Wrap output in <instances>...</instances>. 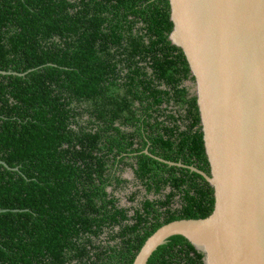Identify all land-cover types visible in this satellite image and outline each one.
Returning a JSON list of instances; mask_svg holds the SVG:
<instances>
[{"label": "trees", "instance_id": "trees-1", "mask_svg": "<svg viewBox=\"0 0 264 264\" xmlns=\"http://www.w3.org/2000/svg\"><path fill=\"white\" fill-rule=\"evenodd\" d=\"M171 28L168 0H0V264H131L159 226L210 214L200 175L142 152L209 175ZM117 164L171 192L118 208ZM201 258L176 235L145 264Z\"/></svg>", "mask_w": 264, "mask_h": 264}, {"label": "water", "instance_id": "water-1", "mask_svg": "<svg viewBox=\"0 0 264 264\" xmlns=\"http://www.w3.org/2000/svg\"><path fill=\"white\" fill-rule=\"evenodd\" d=\"M168 5L167 40L182 51L193 77L188 85L209 175L157 160L200 175L212 188L213 207L205 218L159 226L131 264H145L176 235L202 255V264H264V0H168Z\"/></svg>", "mask_w": 264, "mask_h": 264}, {"label": "flooded vegetation", "instance_id": "flooded-vegetation-1", "mask_svg": "<svg viewBox=\"0 0 264 264\" xmlns=\"http://www.w3.org/2000/svg\"><path fill=\"white\" fill-rule=\"evenodd\" d=\"M188 83H186V86L190 87L189 88V92L192 94V92L190 90L191 86L188 85ZM142 152L143 153L144 152L147 153L149 157L155 158L156 160L158 158V157L153 156L150 153H148L147 150H143ZM158 159H161V158H158ZM127 161L133 163V159H128ZM116 167H117V169L114 170L113 176L114 177H118L120 180H122V183L119 186H117L116 188H113V189L108 187L106 189V192L107 193H111L112 192V196H113V198H115L114 204L118 208L127 209V208H129L131 206H135L136 202L141 201L143 196L145 198H147L149 201L164 200L165 199V195H168L171 192L168 186H164V188L161 190V195L160 196L159 195H154L153 193H146L145 194L144 190L142 189L141 184L136 180V178H135V176L133 174V171L129 167L122 166L121 164H117ZM175 167H177V166H175ZM189 167H193V166H189ZM125 170L128 171V173H129L128 176L130 178H128L126 176H123L122 172L125 171ZM190 172H192V171H190ZM178 195H179V193H175L173 195V197H171L167 207H170V209H174V208L179 206L178 205ZM131 196H133V201H130V197ZM134 201H135V203H134ZM165 208L166 207L164 206L161 209H165ZM126 213H127V216H129L132 212L130 210H127ZM112 229H113L112 230L113 233L117 232V227H112ZM100 238L106 239L107 238V233L103 232V234L100 236Z\"/></svg>", "mask_w": 264, "mask_h": 264}, {"label": "rangeland", "instance_id": "rangeland-1", "mask_svg": "<svg viewBox=\"0 0 264 264\" xmlns=\"http://www.w3.org/2000/svg\"><path fill=\"white\" fill-rule=\"evenodd\" d=\"M185 85H186V84H185ZM122 174H123V176H126V177L130 178V177L128 176V175H129L128 171L125 170V171L122 172Z\"/></svg>", "mask_w": 264, "mask_h": 264}]
</instances>
